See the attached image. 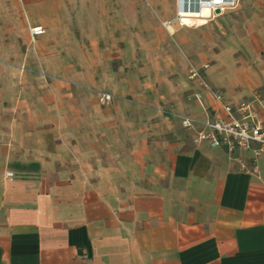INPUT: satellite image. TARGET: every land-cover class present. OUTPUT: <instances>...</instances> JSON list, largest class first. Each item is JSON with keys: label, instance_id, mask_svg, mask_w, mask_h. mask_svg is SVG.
<instances>
[{"label": "crops", "instance_id": "0c3cea01", "mask_svg": "<svg viewBox=\"0 0 264 264\" xmlns=\"http://www.w3.org/2000/svg\"><path fill=\"white\" fill-rule=\"evenodd\" d=\"M177 1L0 0V264H264V154L180 124L222 116L185 56L264 121V0L164 28Z\"/></svg>", "mask_w": 264, "mask_h": 264}, {"label": "built area", "instance_id": "2783aa9c", "mask_svg": "<svg viewBox=\"0 0 264 264\" xmlns=\"http://www.w3.org/2000/svg\"><path fill=\"white\" fill-rule=\"evenodd\" d=\"M178 10L172 21L164 22L166 28L172 23L180 27H193L197 19H210L219 14L236 7L237 0H178ZM202 10L208 14L201 15ZM191 20V23H186ZM31 35H40L43 31L40 28L30 30ZM207 64L199 67L192 63L188 64L187 79L196 83L203 90L207 91L212 100L217 104L222 116L204 120H198L190 115L181 118V127L185 130H194V143H207L211 148H222L227 153L237 150L247 151L252 154L253 160L264 154V121L259 116L252 101L245 100L237 105H231L223 100L220 92L213 90L206 82L205 71ZM260 95L255 93V99ZM113 99L109 93H99L98 101L101 105H108ZM194 100L202 105L200 94L194 95ZM6 177L11 180L12 174L7 173Z\"/></svg>", "mask_w": 264, "mask_h": 264}, {"label": "rangeland", "instance_id": "374dc122", "mask_svg": "<svg viewBox=\"0 0 264 264\" xmlns=\"http://www.w3.org/2000/svg\"><path fill=\"white\" fill-rule=\"evenodd\" d=\"M199 22V21H198ZM198 22H196V24L197 25H200V24H203V22H200V23H198ZM221 23H223V22H221ZM223 24H220L219 23V27H214V31H213V33L215 34V35H218V36H221V37H223L224 35H226V33L228 32V31H225V29H224V26H222ZM195 27H197V26H193V27H188V28H191V29H193V28H195ZM209 32V31H208ZM228 34V33H227ZM209 35V34H208ZM216 39H218V38H216ZM228 48H230L231 49V51H232V53H233V55L235 56V57H244V55L245 54H247V49H246V47L245 46H241V45H239V44H237V45H234V44H229L228 45ZM255 49H256V47H254ZM207 50V49H206ZM205 50V51H206ZM214 52L215 53H218L219 51H218V49H215L214 50ZM204 53V52H203ZM206 55V52L204 53V55H202V57L200 58V62H205V63H208L209 64V66H210V62L208 61V58L205 56ZM185 58V61H186V63H187V65L189 64V63H192V64H195L196 62V60H194L192 57H184ZM198 63V62H197Z\"/></svg>", "mask_w": 264, "mask_h": 264}, {"label": "bare ground", "instance_id": "6f19581e", "mask_svg": "<svg viewBox=\"0 0 264 264\" xmlns=\"http://www.w3.org/2000/svg\"><path fill=\"white\" fill-rule=\"evenodd\" d=\"M208 14V11L207 10H202V12H201V15H203V16H205V15H207ZM199 20H201V19H197L196 20V22H198ZM192 21L191 20H187L186 21V23H191ZM195 22V23H196ZM198 23H200V22H198ZM201 25V24H200Z\"/></svg>", "mask_w": 264, "mask_h": 264}, {"label": "water", "instance_id": "95a60500", "mask_svg": "<svg viewBox=\"0 0 264 264\" xmlns=\"http://www.w3.org/2000/svg\"><path fill=\"white\" fill-rule=\"evenodd\" d=\"M215 14H219V11H218V10H216V11H215Z\"/></svg>", "mask_w": 264, "mask_h": 264}]
</instances>
